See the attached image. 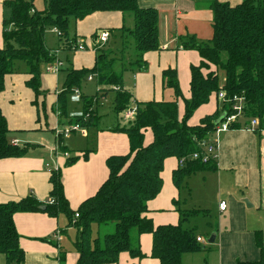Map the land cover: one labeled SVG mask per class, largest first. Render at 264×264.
<instances>
[{
    "label": "trees",
    "instance_id": "trees-1",
    "mask_svg": "<svg viewBox=\"0 0 264 264\" xmlns=\"http://www.w3.org/2000/svg\"><path fill=\"white\" fill-rule=\"evenodd\" d=\"M3 5L8 18L2 22L4 45L0 49V93L5 90L9 76L21 73L16 71V63H22L25 66L22 74L28 77L25 86L35 100L45 95L41 90L42 68L55 61L52 54L56 49L46 47V32H55L64 45V52L70 55L77 41L69 36L72 22H80L94 13L122 14V27L108 31L110 39L106 46L118 41L116 51H105V46L94 47L95 61L91 69H61L65 78L53 106L61 118L68 113L70 95L80 89L89 75L95 76L99 86L94 96L97 102L114 94L113 113L117 116L126 111L132 96L123 88L124 74L145 71L144 56L161 50L158 13L151 8H140L137 0H44L41 11L34 8L32 0H4ZM208 7L212 12L211 40L179 39L180 49L195 51L200 58L197 66L190 67L189 99H183L176 71H163V88L172 91L173 100L134 104V120L126 127L115 129L126 135L129 153L107 159V180L76 211L69 207L64 197L59 169L50 171L49 199L45 204L32 195L18 202L0 204V256L4 264L24 263L25 254L19 246L20 236L13 222V216L18 213H43L51 218L60 214L66 216L68 226L77 231L73 243L78 256L76 264H117L123 253L131 259L141 260L145 258L139 245V237L143 234L151 235V258L159 264H181L183 255L205 251V245L197 242L196 228L185 226L191 218L200 214L206 216L204 211L176 207L179 222L174 226L154 227L146 215L148 202L161 191V173L166 159H184L186 162L172 172V183L178 191L186 187L192 175L216 170L215 161L204 164L189 157L203 152L200 145L212 136L217 127L215 122L222 114L235 115L233 107L238 104L233 98L242 100V112L229 125V131L246 128L252 120L258 121L254 133L264 131V0H242L235 6L213 0ZM219 71L224 75L222 85ZM220 93L224 97L220 101V110L201 118L197 125H188L195 111L207 105L213 96L218 100ZM81 100L85 105L92 104L89 98L82 97ZM179 100L184 105L181 119L178 117ZM84 114L76 117L74 125L80 128L94 126L98 119H93V112L84 108ZM147 130L152 134V141L144 145ZM10 134L0 109V160L23 158L27 154V145H14ZM58 149L66 148L59 145ZM76 160L67 157L65 166H71ZM173 204L176 206L178 202ZM94 225L99 230L96 237L92 236ZM255 244L260 259L237 264H264L260 232L255 235ZM64 257L65 252L61 251L59 260L62 262Z\"/></svg>",
    "mask_w": 264,
    "mask_h": 264
},
{
    "label": "crops",
    "instance_id": "crops-1",
    "mask_svg": "<svg viewBox=\"0 0 264 264\" xmlns=\"http://www.w3.org/2000/svg\"><path fill=\"white\" fill-rule=\"evenodd\" d=\"M212 1L137 0L140 8H151L158 13L161 50L144 56L147 63L145 71L131 72L127 83L123 79V88L131 94L133 104L172 101V94L165 97L167 91L163 88L162 73L168 69L176 71L183 99H189L190 67L197 66L200 58L195 51L180 49L179 39L193 37L199 42L211 40L212 12L208 6ZM216 1L231 6L242 2ZM3 2L4 0H0V49L4 45L2 22L7 14ZM122 24L123 17L119 12L94 13L80 22H72L69 36L82 40L86 46L91 47V40L97 32L116 30ZM50 33L54 35L55 47L49 50L57 49L55 52H59L56 56L62 63V70L93 67V50L74 53L68 57L59 50L60 42L55 38L56 35ZM61 55L68 57L65 64L60 59ZM64 78V72L59 76L46 75L42 68L41 90L45 95L37 100L25 86L28 79L26 75L14 74L6 79L5 90L0 93V109L11 131V142H16L18 147L27 145V154L23 158L0 160V204L18 202L29 195L45 204L50 192L49 170L57 168L61 173L64 197L69 207L76 211L107 180V159L129 153L126 135L115 131L116 128L126 127V124L121 120L120 114L116 116L113 113V96L110 97L112 118L107 123L101 125L100 101L109 96L97 102L95 113L98 120L94 126L80 128L66 138L56 139L57 133L66 130L61 124L62 120L53 113ZM58 87L60 90H57ZM177 105L178 117L181 119L184 113L183 101L179 100ZM217 109L219 105L211 98L207 105L195 111L188 125H197L201 118L212 115ZM57 140L66 149H55ZM151 141L152 134L147 130L144 132V145ZM217 150L216 170L197 173L203 175V194L197 204L206 215L211 213L216 220L213 225L207 224L209 233L206 237L197 235L204 242L199 244L205 245V251L183 255L181 264H237L257 262L260 259L255 235L260 232L264 244V131L254 133L240 129L221 133L218 136ZM67 157L77 160L66 167ZM178 168L179 161L175 158L164 161L161 191L147 204L146 216L154 227L177 225L179 214L176 207L190 210L186 209V202L182 198L189 191L190 178L197 174L187 180L185 192L178 191L172 183V172ZM174 201L178 202L176 206ZM221 202L226 204V210L222 213L218 209ZM13 222L20 236L19 246L25 254L23 264H76L78 256L74 247L71 249L64 245L65 237L70 240L71 234L75 241L77 236L76 229L68 226L66 216L60 214L51 218L43 213H18L13 216ZM92 229V236L96 237L99 230L96 226ZM57 233L60 234L58 241L53 238ZM211 235H215L214 243L207 245L206 241ZM139 245L145 258L131 259L128 254L123 253L117 264H159L151 258L150 234L141 235ZM61 251L65 252L62 262L59 260ZM0 264H4L3 258Z\"/></svg>",
    "mask_w": 264,
    "mask_h": 264
},
{
    "label": "rangeland",
    "instance_id": "rangeland-1",
    "mask_svg": "<svg viewBox=\"0 0 264 264\" xmlns=\"http://www.w3.org/2000/svg\"><path fill=\"white\" fill-rule=\"evenodd\" d=\"M27 1H30V0H27ZM32 3H33V6L34 8L37 10V11H41L44 9V0H32ZM6 18H8V14L5 15ZM71 29L72 28H69V33L71 34ZM51 31H48L46 32L45 34V44H46V47L49 49V48H54L55 47V44H54V35H52L50 33ZM101 32V31H100ZM108 32V31H107ZM55 34V32H53ZM99 32H97L95 34V37L92 38V44L94 42V40H96V35L98 34ZM109 33V32H108ZM56 35V34H55ZM110 35V33H109ZM56 38V37H55ZM81 41L83 44L84 42L82 40H79ZM109 41V40H108ZM76 43V42H75ZM108 43V42H107ZM106 43V44H107ZM106 44L104 45L105 46V51H108V50H112V51H116L119 47V43L118 41H112L109 43V45L106 46ZM85 45V44H84ZM86 46V45H85ZM92 48V46L90 47ZM57 50V49H56ZM61 52H64V45L62 43H60V49H59ZM86 51H92V49H89V50H86ZM85 52V51H84ZM57 53H59L57 51ZM65 53V52H64ZM74 53H78V52H73L72 54L68 55L71 56L73 55ZM82 53V52H80ZM116 52H114L115 54ZM68 57H63V55L60 56V59L63 61V63L65 64ZM16 71H20L21 73L19 74H22V72L24 73L25 71V66L24 64L22 63H16ZM44 72H45V69H44ZM61 70H60V74H61ZM127 73V74H126ZM123 76V79H124V82L127 83L128 81V75L131 74V72H126ZM46 75H51V74H47L45 72ZM58 74V76L60 75ZM54 76V75H52ZM89 76H93V75H89ZM219 78H220V84L222 85L223 81H224V75L221 71H219ZM95 76H93V80L88 83V81L84 80V82L81 84L80 86V89H78V94H75V92H72V94L70 95L69 97V105H68V113L66 116L64 117H59L62 121H61V124L65 126L64 129H69L70 126H74V123H75V119L76 117H81V116H85L84 114V108H87V110H91V112H93L94 114V117L93 119H95V121L97 120L96 119V106H97V100L96 98H94L97 90L99 89V86H97L96 84V81H95ZM62 81L60 80L59 83H61ZM57 90H60V87L57 88ZM181 90V88H180ZM164 91H167L166 94H165V97L167 96H170V94H172V99H173V93L171 90L169 89H166L164 88ZM182 92V91H181ZM183 94V92H182ZM76 96H79V99L76 100L74 99V97ZM111 96H114V94H111L109 95L108 99L106 100H101L100 101V104L102 105V116H101V125H104V123L108 122L110 118H112V111L110 109V102H111V99L110 97ZM82 97H86V98H89L92 102V104H89V105H85L81 98ZM212 99L215 101V103H217L219 105V109L221 108V105H220V101L219 100H216V97L213 96ZM165 101H168V100H165ZM133 105L132 103V100L130 101V105L129 107H131ZM55 116L58 117V113L57 112H53ZM57 113V114H56ZM122 114V113H121ZM120 114V115H121ZM121 120L123 121V123H125L124 119L121 117ZM126 126L129 125V123H125ZM81 129H84V128H81ZM78 136V135H77ZM60 138H63L62 135L60 136H56V139H60ZM14 145H16V142H13ZM58 146H59V142L58 140L56 141V148L55 149H58ZM202 177L203 175L201 174H197L195 176H192L188 182V190L189 191H186L185 189H183V192H185L184 196L182 199L185 200L186 202V209H190V210H199V211H202L203 209L198 206L197 204V201L200 200V198L202 197V194H203V191H202ZM189 192H190V195H189ZM208 211V210H207ZM208 213V212H207ZM216 220V217L215 216H212L211 213H208L206 216H204L203 214H200L194 218H191L189 219L185 226L186 227H195L196 228V234L199 235V236H203V237H206V235L209 233L208 232V229H207V224H212L215 222ZM96 225H94L93 227H95ZM92 227V228H93ZM92 234H93V229H92ZM70 237V240L68 238L65 237L64 239V245L65 247H70L71 249L73 248V243H74V236H71V234L69 235ZM70 249V250H71ZM69 250V251H70ZM3 257L0 256V260L2 259Z\"/></svg>",
    "mask_w": 264,
    "mask_h": 264
},
{
    "label": "built area",
    "instance_id": "built-area-1",
    "mask_svg": "<svg viewBox=\"0 0 264 264\" xmlns=\"http://www.w3.org/2000/svg\"><path fill=\"white\" fill-rule=\"evenodd\" d=\"M110 39V35L107 31H101L96 35V40H94L93 44H92V48H90L89 46H85L81 41L77 40L74 46V52H84L86 50L92 49L94 47H102L104 46L108 40ZM52 55H55V61L54 63H50L45 67V72L54 76H58V74H60V70L62 67V63L61 61H59L57 59V52H53ZM93 80V76H88L86 78V81L91 82ZM75 94H78V91L75 92ZM76 100L79 99V96L74 97ZM223 93H220L218 95V100L222 101L223 100ZM233 101L236 102L238 105L233 107V110L235 111V115H231L229 117H227L225 115V118L222 122H220L215 131L213 132L212 136L209 138V140L206 143H202L200 146L203 149L202 153H196L193 154L189 157L190 160L193 161H201L202 163L206 164L209 161H217L218 158V150H217V143H218V136L221 133H225L229 131V125L234 123L236 121V119L238 118V116L241 114L242 112V100L241 99H237V98H233ZM136 114V107L134 106V104L129 107L126 111L122 112V114L120 116H122V118L124 119L125 123H130L134 120ZM258 126V121L257 120H252L250 121V123L247 125L246 128H243L244 130H247L249 132H254L255 128H257ZM80 130V127L78 125H74V126H70L69 129H66L64 131H61L59 133L56 134V136H60L62 135L63 138H66L69 136V134L71 132ZM185 160L181 159L179 160V166H183L185 164ZM57 168L53 169L56 170ZM51 171V170H49ZM48 203H51V201H49ZM218 209L220 211V213L224 212L226 210V204L224 202H221L218 205ZM77 215H75V219H77ZM54 239H56L57 241L60 240V234H55V236H53ZM197 242L198 243H204L201 239L197 238Z\"/></svg>",
    "mask_w": 264,
    "mask_h": 264
},
{
    "label": "water",
    "instance_id": "water-1",
    "mask_svg": "<svg viewBox=\"0 0 264 264\" xmlns=\"http://www.w3.org/2000/svg\"><path fill=\"white\" fill-rule=\"evenodd\" d=\"M224 118H225V114H222V115L216 120L215 124L218 125L220 122H222V121L224 120ZM244 203H245V205L247 206V201H246V200L244 201ZM42 211H43V209H42ZM214 240H215V235H211V236L209 237V239L206 241V244H207V245H212V244L214 243Z\"/></svg>",
    "mask_w": 264,
    "mask_h": 264
}]
</instances>
